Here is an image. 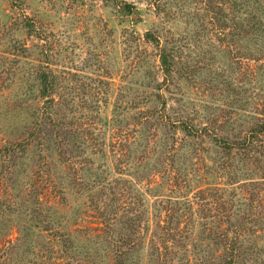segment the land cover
Here are the masks:
<instances>
[{
  "label": "rangeland",
  "instance_id": "374dc122",
  "mask_svg": "<svg viewBox=\"0 0 264 264\" xmlns=\"http://www.w3.org/2000/svg\"><path fill=\"white\" fill-rule=\"evenodd\" d=\"M126 1L0 0V264H264V140L214 144L264 120V0Z\"/></svg>",
  "mask_w": 264,
  "mask_h": 264
},
{
  "label": "trees",
  "instance_id": "16d2710c",
  "mask_svg": "<svg viewBox=\"0 0 264 264\" xmlns=\"http://www.w3.org/2000/svg\"><path fill=\"white\" fill-rule=\"evenodd\" d=\"M118 6H120V10L122 12H125L127 14L132 13L133 9H134V5L131 3H128L126 0H120V2H117ZM235 4V3H234ZM146 35H152L150 32H147ZM154 35V34H153ZM155 37V35H154ZM160 53V61H161V68L165 74V78L169 79V77L173 76V67H174V61L171 57V53L169 51L168 48H166L165 46L160 47L159 49ZM41 80L42 83L44 85V87H46L47 85V77L45 74H43L41 76ZM45 91V90H44ZM45 95V92H44ZM163 105L162 107L165 108L166 106V102H162ZM47 114H50L49 116H43L42 114L40 116V121L41 124L46 126V122H50V124H54V120H52L53 118H50L52 116V112H47ZM48 120V121H46ZM176 125V126H175ZM171 128L177 127L179 128L185 135V137L189 138V137H195L196 135H203L205 133L208 134V132L210 131L211 127L209 126H196L195 124H193V122L187 120V121H178L176 123L172 122L170 125ZM43 131V130H42ZM215 137V136H214ZM216 141L214 142V144L216 146L220 145L222 146L224 149H233V148H237L239 150H244V151H251V149L255 146V144L258 141H262L264 140V120L263 121H258L255 123L254 126H252L250 128V130L248 132H246V134L241 137L239 136L238 138L234 139V140H229L227 138H217L215 139ZM60 148V156H62L63 159H65L67 157V150H62L63 147H61L59 145ZM15 150H14V146H7L4 149H0V153L5 156L8 160H12L14 159V154ZM71 154V153H70ZM173 161V160H172ZM44 173V174H43ZM48 173V174H47ZM40 172L39 174H42L41 176H43L42 179H38V180H34V182L32 181L31 187L28 188L29 191V196L35 197L37 198L38 201L41 200L42 197L46 196V195H52L54 197H56V188L59 187V185H56L57 182L61 183V185H63L62 187L67 188L69 187V184H65V179L63 177H59L60 180L57 179V182H55V180L53 179L54 177L51 176L50 172ZM71 184V183H70ZM73 184V182H72ZM94 208L98 207L97 203L92 205ZM41 213V212H40ZM102 222L104 224V227L106 229H108V231L110 233H108L110 239H112V241L114 242L113 245L114 247L120 248L122 245H130L133 246V237L132 235L135 234L136 231V226L139 222H141V215L138 217H130L129 219H127L125 221V229L127 231H129L127 234H119L117 237V232H116V228L118 227V223L115 225L113 221V219H115L114 215H110L107 212H102L100 214ZM158 225H161L160 223H157ZM156 227V226H155ZM105 229V230H106ZM132 234V235H131ZM120 251V254L123 255L122 250H117V252ZM128 253V252H126ZM124 257V256H122ZM235 260H233L232 256H229L227 259L224 260L223 263L221 264H235L234 263Z\"/></svg>",
  "mask_w": 264,
  "mask_h": 264
}]
</instances>
